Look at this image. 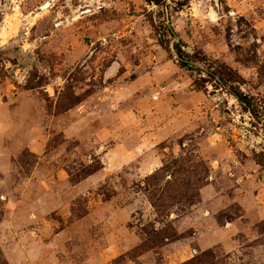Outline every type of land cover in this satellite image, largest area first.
I'll list each match as a JSON object with an SVG mask.
<instances>
[{
  "label": "rangeland",
  "instance_id": "rangeland-1",
  "mask_svg": "<svg viewBox=\"0 0 264 264\" xmlns=\"http://www.w3.org/2000/svg\"><path fill=\"white\" fill-rule=\"evenodd\" d=\"M157 13L0 0V264H264V0Z\"/></svg>",
  "mask_w": 264,
  "mask_h": 264
},
{
  "label": "trees",
  "instance_id": "trees-1",
  "mask_svg": "<svg viewBox=\"0 0 264 264\" xmlns=\"http://www.w3.org/2000/svg\"><path fill=\"white\" fill-rule=\"evenodd\" d=\"M147 3L151 6H156L158 9V13H157V21L161 24L164 25V27L166 28V30H168V32H170V35L173 36L171 30L169 29L168 25H167V19L169 17V11L171 9V4L175 5L176 9H183L184 7H186L189 4V0H146ZM171 3V4H170ZM152 18H153V14H152ZM153 23L155 24V20L152 19ZM164 46V44L162 45ZM166 49V48H165ZM174 49L177 53V56L179 58V63L182 67L184 68H189L191 71L194 70L196 68L197 63H200V61L195 60V58L193 56H190L188 53L184 52L182 50V47L179 45H175ZM168 50V49H166ZM209 78H213L215 81L217 79V77H219L218 82L220 85H222L223 87H227L228 86V82H234V77L232 75H230L229 73L225 74V73H221L220 75L214 74V73H210L208 74ZM203 81V83H209L207 80H205L204 78L201 80ZM198 82L194 83V87L197 86ZM199 90H202V87L198 88ZM233 91V90H232ZM231 91V92H232ZM237 99H239L240 102H242L244 104V98L242 96V94H239L238 92H232ZM168 172H172L171 170H169ZM157 173V172H156ZM173 174V173H172ZM158 177V173L153 175L154 179H157ZM153 187H157V185H153ZM163 192V191H162ZM159 200V196L158 199ZM151 203L154 207L158 206V202L156 200H154L152 198ZM161 236L157 235L155 236L154 234L151 236V238L149 237L146 243H150V241L152 239H157L160 238ZM164 240L167 239V237L163 238ZM146 243H144L143 245H141L138 249L140 254L146 253L148 252L150 249H154V248H148L146 247ZM209 253H204L203 256H209ZM197 262L196 259L191 260L190 262H188L187 264H195Z\"/></svg>",
  "mask_w": 264,
  "mask_h": 264
},
{
  "label": "water",
  "instance_id": "water-1",
  "mask_svg": "<svg viewBox=\"0 0 264 264\" xmlns=\"http://www.w3.org/2000/svg\"><path fill=\"white\" fill-rule=\"evenodd\" d=\"M167 25H168L169 29L171 30L172 34L174 35L175 40L178 41L179 38L176 36L175 32L173 31V29H172V27H171V21H170V18H169V17H168V19H167Z\"/></svg>",
  "mask_w": 264,
  "mask_h": 264
},
{
  "label": "crops",
  "instance_id": "crops-1",
  "mask_svg": "<svg viewBox=\"0 0 264 264\" xmlns=\"http://www.w3.org/2000/svg\"><path fill=\"white\" fill-rule=\"evenodd\" d=\"M190 115V114H189ZM187 117H189V122H191L192 121V119H190V118H192V116H187ZM189 122H188V124H189ZM187 129L189 130L190 128L187 126ZM235 173V172H234ZM232 176H233V174H232ZM237 176V175H236ZM209 189V188H208ZM208 189L207 190H205V191H208ZM207 194V193H206Z\"/></svg>",
  "mask_w": 264,
  "mask_h": 264
},
{
  "label": "built area",
  "instance_id": "built-area-1",
  "mask_svg": "<svg viewBox=\"0 0 264 264\" xmlns=\"http://www.w3.org/2000/svg\"><path fill=\"white\" fill-rule=\"evenodd\" d=\"M162 91H164L163 89H161V91L158 93L159 95L162 93Z\"/></svg>",
  "mask_w": 264,
  "mask_h": 264
}]
</instances>
